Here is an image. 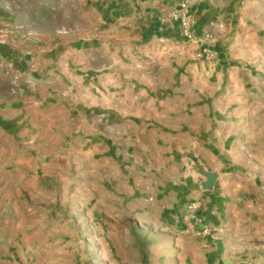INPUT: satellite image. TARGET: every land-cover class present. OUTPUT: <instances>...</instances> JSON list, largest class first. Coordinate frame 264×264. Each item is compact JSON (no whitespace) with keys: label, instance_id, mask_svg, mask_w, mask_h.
<instances>
[{"label":"rangeland","instance_id":"obj_1","mask_svg":"<svg viewBox=\"0 0 264 264\" xmlns=\"http://www.w3.org/2000/svg\"><path fill=\"white\" fill-rule=\"evenodd\" d=\"M0 264H264V0H0Z\"/></svg>","mask_w":264,"mask_h":264}]
</instances>
